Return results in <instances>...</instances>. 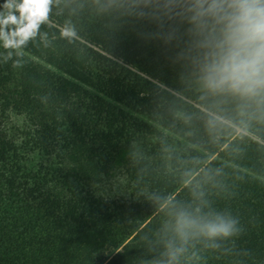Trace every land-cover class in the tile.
Returning <instances> with one entry per match:
<instances>
[{
  "label": "trees",
  "instance_id": "16d2710c",
  "mask_svg": "<svg viewBox=\"0 0 264 264\" xmlns=\"http://www.w3.org/2000/svg\"><path fill=\"white\" fill-rule=\"evenodd\" d=\"M118 2L0 48V264H264V93L206 92ZM182 210L233 230L182 239Z\"/></svg>",
  "mask_w": 264,
  "mask_h": 264
},
{
  "label": "clouds",
  "instance_id": "9594fccd",
  "mask_svg": "<svg viewBox=\"0 0 264 264\" xmlns=\"http://www.w3.org/2000/svg\"><path fill=\"white\" fill-rule=\"evenodd\" d=\"M52 0H4L0 4V48L19 49L48 20ZM122 27L141 25L145 39L175 50V59L195 70L209 93H264V0H119ZM69 30L61 35L71 36ZM11 57L8 52L5 59ZM16 62H13L15 66ZM193 229L209 236L232 232V223L201 222L186 211L174 231L186 238ZM181 249H176L175 252ZM175 252L171 253L173 257Z\"/></svg>",
  "mask_w": 264,
  "mask_h": 264
},
{
  "label": "rangeland",
  "instance_id": "374dc122",
  "mask_svg": "<svg viewBox=\"0 0 264 264\" xmlns=\"http://www.w3.org/2000/svg\"><path fill=\"white\" fill-rule=\"evenodd\" d=\"M58 34H61V30L58 32Z\"/></svg>",
  "mask_w": 264,
  "mask_h": 264
}]
</instances>
